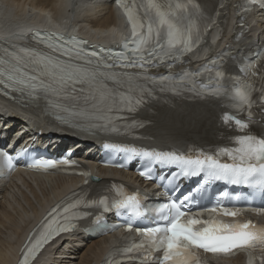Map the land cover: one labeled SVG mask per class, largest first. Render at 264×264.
I'll list each match as a JSON object with an SVG mask.
<instances>
[{
  "label": "snow or ice",
  "instance_id": "obj_1",
  "mask_svg": "<svg viewBox=\"0 0 264 264\" xmlns=\"http://www.w3.org/2000/svg\"><path fill=\"white\" fill-rule=\"evenodd\" d=\"M115 3L130 29L129 38L121 42L119 50L88 51L83 47L84 42L75 38L34 34L38 42L56 55L22 49L21 56L5 49V57L0 58V85L32 99L43 97L53 108L67 113V117L57 115L63 123H70L73 118L96 120L101 123L88 127L116 134H131V129L144 126L137 121L120 125L118 121L126 118L114 114L136 112L153 97L156 87L175 95L191 92L195 97L216 101L230 109L220 117L221 127L227 130L225 142L215 146L188 145L164 151L105 145L161 167H174L177 171L165 178L173 185L174 192L180 190L181 179L198 178L190 191L159 205L153 226L136 228L140 239L126 249L110 253L106 264H125L131 260L138 264H206L201 252L224 258L242 252L247 264H264V227L243 215L248 211L264 215V207L232 203L256 195L264 199V73L257 70V61L240 67L243 76L228 73L220 66L223 56L208 61L196 73L172 71L175 66L187 63L185 57L200 47L209 29L217 25L215 19L208 22L199 0H115ZM245 3L264 8V0H245ZM237 7L250 11L244 5ZM262 58L264 53L258 54V60ZM91 65L95 66L88 67ZM120 65L140 69L137 75L124 77L126 88L120 76L105 71ZM160 67L167 68L169 74L160 77L147 74ZM256 77L259 86L253 79ZM149 84L153 87L149 88ZM254 127L259 131H253ZM0 160L6 161L9 172L13 169L10 156L0 154ZM71 163L68 159H37L28 167L49 171ZM80 174L85 176L87 184L88 173ZM139 175L149 178L151 169L140 171ZM218 182L249 192L224 190L214 196L210 206H200L208 188ZM81 207L106 212L115 209L118 214L127 215L125 231L128 232L133 230L132 220L147 215L140 197L120 187L115 188L113 197L81 198L66 206L58 205L21 250L19 264H30L45 244L75 228L72 221L89 215L79 211Z\"/></svg>",
  "mask_w": 264,
  "mask_h": 264
},
{
  "label": "bare ground",
  "instance_id": "obj_2",
  "mask_svg": "<svg viewBox=\"0 0 264 264\" xmlns=\"http://www.w3.org/2000/svg\"><path fill=\"white\" fill-rule=\"evenodd\" d=\"M253 13L254 16L251 19L247 18L242 23L241 29L250 31L246 37L253 36L254 45L263 46L264 18L259 15L261 13L258 11ZM118 15V10L106 2L80 1L77 5H69L66 0H0V32H2L0 34L5 33V38L14 40L18 35H27L23 28L29 25L36 32H49L55 28L62 29L64 32L80 33L92 41L106 39L113 41L122 36V29H120L122 21ZM232 25L231 29L236 30L235 24ZM218 26L219 28L213 31L212 37L218 36L219 39L203 49L199 48L191 56L192 63L184 67L189 66L192 72H196L194 66L202 65L203 57L222 49L219 44H233L228 25L224 26L221 22ZM1 106L12 111L6 113L5 109L0 108V146L6 151L30 145L33 148L46 147L48 153L56 155L61 154L64 148L70 149L74 151L75 157L87 162L100 179L119 180L149 190L148 186L143 187V184L135 179L131 171L100 167L98 165L99 142L87 140L86 136L65 129H62V133L68 134L71 139L61 133L48 132V121L43 117V111L46 108L42 106V103L26 111L0 101ZM176 108L184 109L175 114ZM185 108L187 106L183 103L172 110L164 107H160L159 111L156 109L157 116H154L152 120L158 125L157 131L183 129L182 126L186 129H202L210 126L208 123L210 114L203 110L204 107L200 103L196 102L189 110ZM18 113H21V116ZM180 115L182 116L179 117ZM42 179H49L51 181L49 186H43L45 184L41 181ZM84 180V178L19 172L10 176L6 184L0 183V264L16 262L19 259L17 257L19 246L38 219L55 201L67 195L71 189H75ZM33 183L37 185V188L33 187ZM10 189L15 191L12 192ZM105 218L110 226L119 222L113 214ZM4 230L9 233L6 237ZM93 232L81 230L64 236L61 243L52 245L43 254L41 260L34 264H74V259H78V263L75 264H100L110 248L118 243V237L110 233L94 238L95 233ZM75 241L78 243L72 247V242ZM81 242L89 244L85 245L84 252L77 254L79 248L76 247H80ZM227 263L242 264L243 259L238 256Z\"/></svg>",
  "mask_w": 264,
  "mask_h": 264
},
{
  "label": "rangeland",
  "instance_id": "obj_3",
  "mask_svg": "<svg viewBox=\"0 0 264 264\" xmlns=\"http://www.w3.org/2000/svg\"><path fill=\"white\" fill-rule=\"evenodd\" d=\"M6 107H8V106H6ZM0 108H1L2 110L5 109L4 111H7L6 113H11V112H12L10 109H7V108H5V107H3V106H1ZM9 108H10V107H9ZM18 114H19V116H21V115H20L21 113H18ZM47 127H48L47 130H49L51 134H60V133H61V134L64 135L65 137L71 139V136H69V135L66 134V133H62L61 129H59L58 127H54V128H53V127H51L49 124H47ZM64 149H66V148H64ZM47 180H48L49 182H48ZM41 181L45 184V185H43V186H49V184L51 183V181H50L49 179H42ZM41 181H39V182H41ZM39 182H38V183H39ZM33 187L37 188V185H36L35 183H33ZM10 191L13 192V191H15V190H11V189H10ZM10 193H11V192H10ZM4 232H6L5 235H4V236L6 237L9 233H8V231H5V230H4ZM76 243H78V242H76V241H75V242H72V247H73L74 245L76 246ZM82 243H84V244H82ZM79 244H80V247H76V248H79V251L77 252V254H78L79 252H80V254H81L82 252H84V249L86 248L85 245H86V244H89V243L81 242V243H79ZM81 244H82V246H81ZM68 250H69V249H68ZM77 250H78V249H77ZM69 252H70V251H69ZM69 252H67V253H69ZM71 261H73V260H71ZM73 262H74V264H75V263H78V259H74ZM66 264H67V263H66ZM70 264H71V263H70Z\"/></svg>",
  "mask_w": 264,
  "mask_h": 264
}]
</instances>
